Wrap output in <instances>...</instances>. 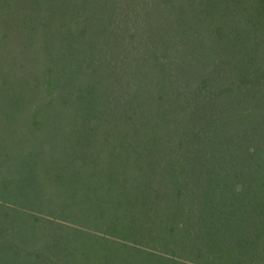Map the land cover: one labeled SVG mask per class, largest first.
<instances>
[{"label": "trees", "instance_id": "1", "mask_svg": "<svg viewBox=\"0 0 264 264\" xmlns=\"http://www.w3.org/2000/svg\"><path fill=\"white\" fill-rule=\"evenodd\" d=\"M0 264H264V0H0Z\"/></svg>", "mask_w": 264, "mask_h": 264}]
</instances>
